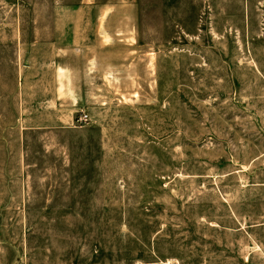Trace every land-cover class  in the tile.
I'll return each instance as SVG.
<instances>
[{
    "label": "rangeland",
    "instance_id": "obj_1",
    "mask_svg": "<svg viewBox=\"0 0 264 264\" xmlns=\"http://www.w3.org/2000/svg\"><path fill=\"white\" fill-rule=\"evenodd\" d=\"M0 264H264V0H0Z\"/></svg>",
    "mask_w": 264,
    "mask_h": 264
}]
</instances>
